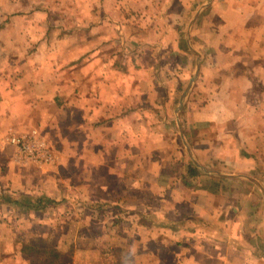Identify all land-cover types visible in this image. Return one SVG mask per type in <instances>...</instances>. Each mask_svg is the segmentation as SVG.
Wrapping results in <instances>:
<instances>
[{"label": "crops", "instance_id": "0c3cea01", "mask_svg": "<svg viewBox=\"0 0 264 264\" xmlns=\"http://www.w3.org/2000/svg\"><path fill=\"white\" fill-rule=\"evenodd\" d=\"M20 3L0 0V184L62 211L2 204L0 264H59L30 246L56 233L70 264H264V0H78L69 26ZM8 129L54 161L30 177Z\"/></svg>", "mask_w": 264, "mask_h": 264}, {"label": "rangeland", "instance_id": "374dc122", "mask_svg": "<svg viewBox=\"0 0 264 264\" xmlns=\"http://www.w3.org/2000/svg\"><path fill=\"white\" fill-rule=\"evenodd\" d=\"M12 1H14V0H12ZM21 1V6L20 7H24V6H26L27 4H29L30 3V5H32V6H35V7H37V10H39V11H43L44 10V8H46V6H48V7H52L54 10V12H52V17L54 18V20L56 21L55 22V25H64V24H62V22H65V23H67L68 24V26L70 25V21H69V19H70V16L69 15H67V14H65V13H62V9L64 8V6L66 5V6H69V5H77V4H79L78 3V0H20ZM208 2H210V0H207V4H208ZM25 4V5H24ZM62 16H63V18L64 19H62ZM136 16H138V15H134V19H131V20H133V21H135V19H137V17ZM138 20V19H137ZM119 54H121L122 53V51L121 52H118ZM195 74V69H193V75ZM46 140H48L47 139V137L44 135V134H41ZM181 136V135H180ZM61 159L59 158V160H58V162L57 163H59V161H60ZM16 163L18 164V165H20V167H27V169H28V174H29V176L30 177H34V174L36 173V170H38L39 169V167L40 166H38L37 164H32V163H19V161H16ZM22 164H24V165H22ZM1 182H2V179L0 180ZM7 181H8V183H10L11 185H12V183H11V180H8L7 179ZM8 183L6 184V185H2V184H0V189L2 190V192H4L3 190H5L6 192H4V193H7V194H10V195H12L13 197H20V195H22V194H20L21 192H28V189H30V188H27V187H25V189H21V188H14L13 187V185H12V187H10L9 185H8ZM34 182H32V184H33ZM31 184V185H32ZM14 188V189H13ZM16 189V190H15ZM35 192H36V190H35ZM55 206H58V205H55ZM54 206V207H55ZM120 205H117V206H113V207H111V209H110V211L108 212L111 216H114V215H118L119 216V214H120ZM81 208H83V207H77L76 208V213L78 214V213H81V212H85L84 210H80ZM86 208V207H85ZM95 208H99V206L98 205H94L93 207L91 206H89V207H87V209H85L86 211H88V212H90V213H94L95 215H102L103 216V213H105V211L104 210H95ZM116 208H117V210H118V212L116 211ZM119 208V209H118ZM139 210H142L141 208L139 209ZM61 211H62V206L59 204V206H58V209H57V212H60L61 213ZM51 212H54V211H51ZM116 212H117V214H116ZM8 215V216H12V217H14V216H17V215H20V214H18L17 213V211L15 210V208H13V209H9V208H6V207H3L2 206V203H0V216L1 217H3L4 215ZM56 223V222H55ZM12 224V226L13 227H15V224H13V223H11ZM58 224H61V222L60 223H58ZM93 224V226H95L96 224L100 227L101 225H106L107 226V228H108V223H105L104 221H96L95 223H92ZM92 226V227H93ZM98 226H96L97 227V231H98ZM81 227L83 228V225H81ZM16 228V227H15ZM95 228V227H94ZM93 228V229H94ZM61 229V228H60ZM72 229L74 230V232H76V231H78L79 229H80V225H79V227H78V224L76 225V226H72ZM89 229V228H88ZM104 229V228H103ZM135 229V231L136 232H134V234H137L138 233V231H139V228H134ZM47 230H49V229H47V228H42V227H40V226H38L37 227V229L35 230V231H39V234H43V235H46L45 233H47ZM134 231V230H133ZM30 233V232H29ZM117 233H118V231H116L115 232V235H117ZM26 234L27 233H25V235L23 236V237H25L26 236ZM78 235V234H77ZM91 235V234H90ZM107 235H110V233H108ZM114 235V236H115ZM79 236V235H78ZM53 237V238H52ZM52 237H50V238H48V239H45L43 236L42 237H38L37 239L35 238L33 241H31V244H30V246H32V247H34V246H36V247H38L41 251H42V253H39L42 257H47V259H50V260H52L53 262H56V263H59V264H61V263H63V264H70V263H72L73 262V260H74V258L76 257V254L73 252V250L75 249V245H76V243L78 242V241H76V242H73V244H72V247H71V249H70V251H67V252H63V254H60V252H59V250L58 249H61V250H63V248L60 246V244H61V239H60V237H59V234H55L54 236H52ZM137 237V235H135V237H133V238H136ZM52 238V239H51ZM112 240H113V242L115 243V244H117L119 247H120V242H119V240L120 239H118L117 237H112L111 238ZM73 240V239H72ZM88 240L90 241V242H94V239L93 238H91V236L88 238ZM136 243L137 244H139V245H144L145 244V242H144V240L143 239H141V238H137L136 239ZM38 248H32L31 250H33V251H36ZM53 248H55V249H53ZM121 248V247H120ZM51 250L52 251H54V252H51ZM38 251V250H37ZM58 251V252H57ZM53 254H56L57 255V257H54V255ZM131 253H129V254H127V255H130ZM95 259V258H94Z\"/></svg>", "mask_w": 264, "mask_h": 264}, {"label": "built area", "instance_id": "2783aa9c", "mask_svg": "<svg viewBox=\"0 0 264 264\" xmlns=\"http://www.w3.org/2000/svg\"><path fill=\"white\" fill-rule=\"evenodd\" d=\"M1 140L16 150L21 163L42 165L54 161L52 149L47 140L38 132L19 134L8 129Z\"/></svg>", "mask_w": 264, "mask_h": 264}, {"label": "trees", "instance_id": "16d2710c", "mask_svg": "<svg viewBox=\"0 0 264 264\" xmlns=\"http://www.w3.org/2000/svg\"><path fill=\"white\" fill-rule=\"evenodd\" d=\"M197 167L193 164H190L187 167V178L194 177L197 175ZM188 180V179H187ZM189 182V181H188ZM0 203L2 204H14L18 207L23 208L25 211H46L49 208L54 207L55 205L59 204V201L53 199L45 194H38V195H30V194H23L20 197H13L10 194L4 193L0 191ZM99 208H95V210H104L103 217L110 216L108 213L112 206L110 205H103L99 204ZM39 250V249H38ZM38 252L42 253L41 250ZM51 252H54L51 250ZM54 257H57L56 254H53Z\"/></svg>", "mask_w": 264, "mask_h": 264}, {"label": "water", "instance_id": "95a60500", "mask_svg": "<svg viewBox=\"0 0 264 264\" xmlns=\"http://www.w3.org/2000/svg\"><path fill=\"white\" fill-rule=\"evenodd\" d=\"M198 66H199V63H198ZM197 66V73H198V70H199V67ZM194 79L191 80V83L193 82ZM191 83L189 84V87L191 86ZM188 87V89H189ZM188 89L183 93V97L186 95V92L188 91Z\"/></svg>", "mask_w": 264, "mask_h": 264}]
</instances>
